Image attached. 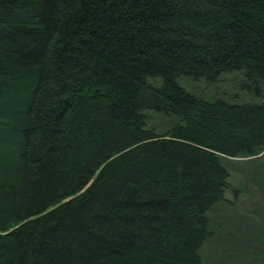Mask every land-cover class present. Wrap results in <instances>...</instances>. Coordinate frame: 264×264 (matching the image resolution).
Masks as SVG:
<instances>
[{"label": "trees", "instance_id": "16d2710c", "mask_svg": "<svg viewBox=\"0 0 264 264\" xmlns=\"http://www.w3.org/2000/svg\"><path fill=\"white\" fill-rule=\"evenodd\" d=\"M231 71L264 87V0H0V264H202L264 101L179 78Z\"/></svg>", "mask_w": 264, "mask_h": 264}, {"label": "rangeland", "instance_id": "374dc122", "mask_svg": "<svg viewBox=\"0 0 264 264\" xmlns=\"http://www.w3.org/2000/svg\"><path fill=\"white\" fill-rule=\"evenodd\" d=\"M242 78L231 71L213 82L183 76L179 81L205 97L264 101V87L259 93L243 89ZM174 118L147 110V125L157 130ZM223 162L230 172L231 187L225 190V199L207 213L212 234L201 247L202 264H264V149L252 156L226 157Z\"/></svg>", "mask_w": 264, "mask_h": 264}]
</instances>
